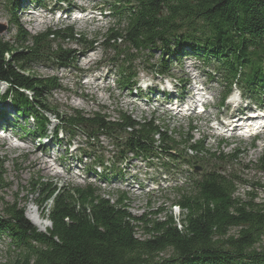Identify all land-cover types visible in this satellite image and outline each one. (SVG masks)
Returning a JSON list of instances; mask_svg holds the SVG:
<instances>
[{"label":"trees","instance_id":"obj_1","mask_svg":"<svg viewBox=\"0 0 264 264\" xmlns=\"http://www.w3.org/2000/svg\"><path fill=\"white\" fill-rule=\"evenodd\" d=\"M4 1L14 22L19 0ZM104 2L114 25L106 30L102 44L113 53L109 61L118 89H137L134 61L139 54L159 50L163 57L150 66L156 75L167 76L171 65L197 59L219 74L225 89L220 104L233 86L244 99L264 104V0ZM14 24V40L0 38L1 123L16 127L23 136L52 139L56 145L60 131L67 136V145L75 135L83 136L86 149L79 153L93 158L100 167L96 178L107 184L120 178L121 163L130 157L166 159L164 166H198L201 172L175 188L178 218L165 214L159 219L132 215L122 193L111 199L89 184L58 187L31 180L26 196L1 202L0 239H7L6 248L16 252L6 264H264V250L255 249L264 239V198L242 201L236 195L237 186L246 184L233 168L236 149L212 151L188 133L169 132L155 118L135 119L121 112L109 119L100 112L88 116L76 109L59 111L48 101L49 93L60 88L59 80L35 74L31 65L67 66L77 51L64 49L61 42L91 48L94 40L70 26L29 34ZM9 107L16 117H7ZM51 117L57 122L52 134L47 129ZM16 119L22 122L17 125ZM99 138L114 146L110 164L96 153ZM253 166L264 173V156ZM1 168L0 164V187H5ZM87 169L92 165L83 170ZM253 188L264 195V185ZM31 201L49 222L45 231L25 215ZM233 228L235 234L230 233Z\"/></svg>","mask_w":264,"mask_h":264},{"label":"rangeland","instance_id":"obj_2","mask_svg":"<svg viewBox=\"0 0 264 264\" xmlns=\"http://www.w3.org/2000/svg\"><path fill=\"white\" fill-rule=\"evenodd\" d=\"M19 4L13 19L29 34L47 28L70 26L75 32L84 34L87 40H94L91 48H81L74 42H61L60 46L64 49L77 51L67 66L61 67L49 62H35L31 65L35 74L54 76L59 80L60 88L48 95V101L59 111L70 113L76 109L88 116L100 112L109 119H115L121 112L135 119L155 118L169 132L188 133L194 139L202 140L212 151L226 153L236 149L237 160L233 168L237 176L247 184L238 185L236 195L242 201L254 198V202H262V189L253 187L264 185V173L253 164L264 156V128L256 129V136L252 138L245 132L243 136L225 126L232 123L230 119L239 117V113H242L239 111L246 106L260 110L252 114L259 113L261 119H264V104L244 100L239 90L234 89L235 86L224 103L220 104L225 89L219 74L201 65L197 59L186 58L180 64L171 65L169 75H156L150 66L163 57L159 50L138 55L134 61V68L138 71L134 79L137 89L132 92L120 90L114 81L116 72L109 61L113 53L102 44L106 30L114 25L104 0H19ZM75 7L82 8L84 12L72 11ZM6 9V1L0 0V38L13 41L16 25L10 22L12 18ZM164 58L167 59V56ZM194 91L198 92L197 98L204 103L203 109L194 106ZM5 112L8 118L16 117L10 107ZM50 119L51 124L47 129L52 134L57 122L52 117ZM17 122L22 121L16 119L14 123L18 125ZM21 134L16 127H5L4 131L0 127V164L6 183L5 187H0V209L2 201L26 196L27 184L31 180H42L58 187L89 184L97 187L100 195L111 199L122 193L128 197L129 212L134 216L146 214L149 218L159 219L165 214H171L178 218L179 208L173 203L179 197L174 190L182 185L184 178L201 172L200 169L194 171L192 166L183 164L179 167L164 166L166 159L151 158L144 161L130 157L121 163L120 178L107 184L96 178L95 172L100 167L93 163V158L88 157L87 153H79L86 149L83 136L75 135L69 139L71 145H67V136L60 131L56 134L61 141L56 145L46 137L38 140ZM39 144L48 150H42ZM95 144L96 153H100L108 160L105 163L110 164L109 158L115 152L114 146L106 138H99ZM45 155L47 158H44ZM34 159L39 161L38 165L33 164ZM87 165H92L93 169L83 170ZM29 197L32 200L35 198ZM24 210L27 218L30 212L46 220L32 201L27 203ZM230 233L235 234L236 229H231ZM137 235L144 237L141 232ZM7 242V239H0V264H6L16 254L6 248ZM255 249L264 250V239L255 245Z\"/></svg>","mask_w":264,"mask_h":264},{"label":"bare ground","instance_id":"obj_3","mask_svg":"<svg viewBox=\"0 0 264 264\" xmlns=\"http://www.w3.org/2000/svg\"><path fill=\"white\" fill-rule=\"evenodd\" d=\"M164 94H165V92H164ZM230 120H232V119H230ZM44 158H47V156L45 155ZM38 163H39L38 160H35V159L33 160L34 165H38ZM28 215H29L28 218L31 220L30 222L33 223L34 225H36L40 230L45 231L46 228L49 226L48 223L45 222L47 220H42L39 216L32 215V213H30V212L28 213Z\"/></svg>","mask_w":264,"mask_h":264},{"label":"water","instance_id":"obj_4","mask_svg":"<svg viewBox=\"0 0 264 264\" xmlns=\"http://www.w3.org/2000/svg\"><path fill=\"white\" fill-rule=\"evenodd\" d=\"M195 170L197 171V170H198V168L196 167V168H195Z\"/></svg>","mask_w":264,"mask_h":264}]
</instances>
